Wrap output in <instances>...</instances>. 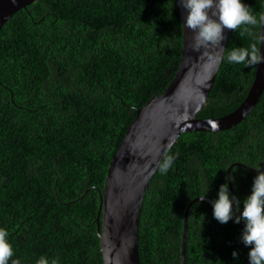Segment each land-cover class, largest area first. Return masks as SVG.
Wrapping results in <instances>:
<instances>
[{
  "label": "trees",
  "instance_id": "trees-1",
  "mask_svg": "<svg viewBox=\"0 0 264 264\" xmlns=\"http://www.w3.org/2000/svg\"><path fill=\"white\" fill-rule=\"evenodd\" d=\"M263 1L244 3L259 14ZM251 42L242 26L229 30L226 48ZM181 50L176 0H36L1 27L0 227L21 264L42 254L60 264H102L96 219L109 163L136 110L171 82ZM256 66L221 61L196 117L235 110ZM168 155L173 166L155 170L142 201L140 264H181L185 208L207 190L213 200L232 164H240L230 170L233 194L242 201L250 192V169L264 170V90L240 123L183 133ZM242 228L219 223L210 202H194L186 264H247Z\"/></svg>",
  "mask_w": 264,
  "mask_h": 264
},
{
  "label": "water",
  "instance_id": "water-1",
  "mask_svg": "<svg viewBox=\"0 0 264 264\" xmlns=\"http://www.w3.org/2000/svg\"><path fill=\"white\" fill-rule=\"evenodd\" d=\"M36 0H0V29L17 11ZM182 28V50L177 70L160 96H153L136 115L113 155L100 196L101 222L96 219L102 264H140L138 228L142 201L148 183L158 164L176 138L186 132H216L240 123L254 108L264 90V62L257 64L254 78L245 99L232 112L218 118L199 119L213 87L220 62H214L217 49H192L193 31L184 28L186 10L176 0ZM262 12H264V1ZM229 30L222 45L226 48ZM264 54V43L261 45ZM232 164L227 169V182ZM250 169V168H248ZM253 172L257 170L250 169ZM233 193V191L231 190ZM201 200L196 197L185 208L181 237V264L185 261V238L190 206ZM211 203L212 200L205 198ZM249 264V260H247Z\"/></svg>",
  "mask_w": 264,
  "mask_h": 264
},
{
  "label": "clouds",
  "instance_id": "clouds-1",
  "mask_svg": "<svg viewBox=\"0 0 264 264\" xmlns=\"http://www.w3.org/2000/svg\"><path fill=\"white\" fill-rule=\"evenodd\" d=\"M186 10L183 26L193 31L194 51L206 48L217 49L214 62L224 59L229 64L254 66L264 62L261 45L264 43V12L256 14L244 0H179ZM249 33L252 42L248 46H233L230 49L222 45L225 30L238 31L241 27ZM258 29V31H252ZM226 51V55L225 53ZM174 156L168 155L159 164L161 174H167L173 166ZM229 180H234L230 173ZM204 195H199L203 200ZM212 215L219 223L243 222L240 240L248 247L249 264H264V170L257 169L252 178L250 192L243 200L233 194L228 182L220 184L215 198L211 201ZM242 204V207H241ZM6 227H0V264H21ZM238 257V252H232ZM15 257V258H14ZM35 264H60L59 258L40 255Z\"/></svg>",
  "mask_w": 264,
  "mask_h": 264
}]
</instances>
